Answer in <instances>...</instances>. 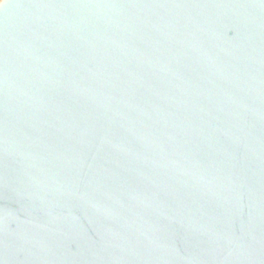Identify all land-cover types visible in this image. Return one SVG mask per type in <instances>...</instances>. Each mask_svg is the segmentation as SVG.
<instances>
[{"label": "water", "instance_id": "obj_1", "mask_svg": "<svg viewBox=\"0 0 264 264\" xmlns=\"http://www.w3.org/2000/svg\"><path fill=\"white\" fill-rule=\"evenodd\" d=\"M0 264H264V0H0Z\"/></svg>", "mask_w": 264, "mask_h": 264}]
</instances>
